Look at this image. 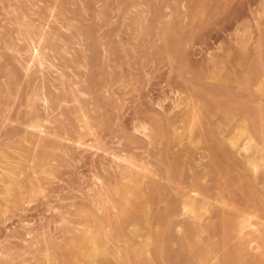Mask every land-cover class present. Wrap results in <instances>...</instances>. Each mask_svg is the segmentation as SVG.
Masks as SVG:
<instances>
[{"label":"rangeland","instance_id":"1","mask_svg":"<svg viewBox=\"0 0 264 264\" xmlns=\"http://www.w3.org/2000/svg\"><path fill=\"white\" fill-rule=\"evenodd\" d=\"M0 264H264V0H0Z\"/></svg>","mask_w":264,"mask_h":264},{"label":"bare ground","instance_id":"2","mask_svg":"<svg viewBox=\"0 0 264 264\" xmlns=\"http://www.w3.org/2000/svg\"><path fill=\"white\" fill-rule=\"evenodd\" d=\"M257 167V166H256Z\"/></svg>","mask_w":264,"mask_h":264}]
</instances>
